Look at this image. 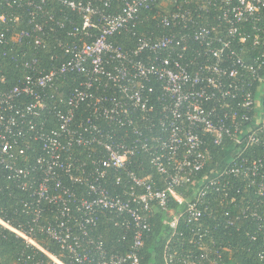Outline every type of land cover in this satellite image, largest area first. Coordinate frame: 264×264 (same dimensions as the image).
<instances>
[{"label":"built area","instance_id":"1","mask_svg":"<svg viewBox=\"0 0 264 264\" xmlns=\"http://www.w3.org/2000/svg\"><path fill=\"white\" fill-rule=\"evenodd\" d=\"M0 201L14 264H140L158 210L164 264L264 247V0H0Z\"/></svg>","mask_w":264,"mask_h":264},{"label":"trees","instance_id":"2","mask_svg":"<svg viewBox=\"0 0 264 264\" xmlns=\"http://www.w3.org/2000/svg\"><path fill=\"white\" fill-rule=\"evenodd\" d=\"M151 14V13H150ZM158 16V14H155ZM210 23L214 24L215 19L209 17ZM156 28V29H155ZM144 32L145 29L160 31L164 30L159 27H155V23L152 21L149 24L141 25L139 27ZM123 38H117V42L122 44ZM211 160L208 168L213 166H220L219 160L222 157V149L220 147L210 148ZM219 163V164H217ZM143 167L140 169L134 167V170L140 177L148 178L152 180H159V176L153 171L151 167H148L145 162L142 163ZM5 205V202L0 201V206ZM164 214L158 210L155 213V217L152 220V232L145 240L144 246L139 252L140 264H164L163 261V245L167 236L166 230L161 225ZM251 225L249 227V230ZM101 232L104 233V242L107 250L111 253H124L128 249V243L130 241V235H126L120 228L114 227L112 223H105L101 226ZM4 236V237H3ZM219 237L223 244L228 246V254H232L231 261L236 264H261L258 260L257 253L264 250L259 238L253 242H248V238L245 235L243 228H239L237 231L233 228H229L220 232ZM124 238V239H122ZM42 244L51 253L59 255L57 245L49 241H43ZM235 249V246H237ZM30 253V250L24 248L21 239L14 237L12 234L0 233V264H14L16 259L21 253ZM36 257L41 256L44 261L47 258L43 257L41 253L37 252ZM228 257V256H227Z\"/></svg>","mask_w":264,"mask_h":264},{"label":"snow or ice","instance_id":"3","mask_svg":"<svg viewBox=\"0 0 264 264\" xmlns=\"http://www.w3.org/2000/svg\"><path fill=\"white\" fill-rule=\"evenodd\" d=\"M249 7H251V5H249Z\"/></svg>","mask_w":264,"mask_h":264}]
</instances>
